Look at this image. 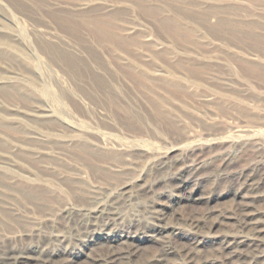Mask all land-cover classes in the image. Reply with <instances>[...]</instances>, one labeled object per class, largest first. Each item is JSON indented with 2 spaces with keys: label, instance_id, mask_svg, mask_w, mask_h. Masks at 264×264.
<instances>
[{
  "label": "rangeland",
  "instance_id": "374dc122",
  "mask_svg": "<svg viewBox=\"0 0 264 264\" xmlns=\"http://www.w3.org/2000/svg\"><path fill=\"white\" fill-rule=\"evenodd\" d=\"M263 173L264 0H0V255L264 264Z\"/></svg>",
  "mask_w": 264,
  "mask_h": 264
},
{
  "label": "bare ground",
  "instance_id": "6f19581e",
  "mask_svg": "<svg viewBox=\"0 0 264 264\" xmlns=\"http://www.w3.org/2000/svg\"><path fill=\"white\" fill-rule=\"evenodd\" d=\"M185 170V169H184ZM37 179V178H35ZM34 180V179H33ZM263 181V182H262ZM27 182V181H26ZM264 184V173L260 179V182L258 183L259 186H261V184ZM37 184V183H36ZM0 187L5 188L6 190H15L16 193L20 194L21 197H23L25 200H29L32 198H35V196L32 194V192L29 193H25L26 191L24 190V188L22 187H17V186H8V185H4L2 183V181L0 180ZM243 187V186H242ZM262 190V189H261ZM17 194H15L16 196ZM10 195L3 191V189H0V198H7ZM36 203V202H35ZM33 206V205H32ZM245 207V206H244ZM103 211V210H102ZM0 212L5 213L6 209L0 205ZM240 212V211H239ZM245 212V211H244ZM252 214V213H251ZM249 215L247 214L246 216L243 217V221H242V228L244 230H247L248 233H252V235L254 236V238H252V242L256 244V242L259 240V237L261 235L264 234V217H262V215H258V216H254V215ZM244 215V214H243ZM114 217V216H113ZM115 220V219H114ZM26 221V220H25ZM88 221V220H86ZM87 228V227H86ZM243 232V231H242ZM251 235V234H250ZM245 237V236H244ZM230 240V239H229ZM125 241V240H124ZM239 241V240H238ZM244 241V240H242ZM240 241V242H242ZM227 243V242H226ZM235 243V242H234ZM233 243V244H234ZM237 244V243H236ZM223 246V244H222ZM235 246V245H234ZM245 246V245H244ZM236 248V247H235ZM124 249V248H123ZM232 249V248H231ZM125 250V249H124ZM235 250V249H234ZM238 250V249H237ZM254 250V249H253ZM226 251V250H225ZM260 252V251H259ZM133 253V252H132ZM164 253V252H163ZM122 253L119 252L117 254H113L114 256H118L121 255ZM127 254V253H126ZM125 254V255H126ZM225 254V252H224ZM253 255V254H252ZM46 256V255H45ZM42 257V256H41ZM237 257V256H236ZM252 257V256H251ZM261 257H264V250H263V255ZM108 259V258H107ZM110 259V258H109ZM112 259V258H111ZM152 259V258H151ZM150 259V260H151ZM31 258L27 255L24 254H16V253H10V252H4L0 255V264H30ZM161 260V258L159 259ZM171 263V262H170ZM41 264H50L49 259H42V263ZM160 264V263H159ZM191 264V263H190Z\"/></svg>",
  "mask_w": 264,
  "mask_h": 264
}]
</instances>
